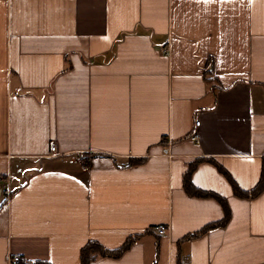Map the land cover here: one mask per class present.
Returning a JSON list of instances; mask_svg holds the SVG:
<instances>
[{"label": "crops", "instance_id": "obj_1", "mask_svg": "<svg viewBox=\"0 0 264 264\" xmlns=\"http://www.w3.org/2000/svg\"><path fill=\"white\" fill-rule=\"evenodd\" d=\"M263 156L264 0H0V264H264V190L199 163L230 216L190 237L224 210L183 187Z\"/></svg>", "mask_w": 264, "mask_h": 264}, {"label": "trees", "instance_id": "obj_2", "mask_svg": "<svg viewBox=\"0 0 264 264\" xmlns=\"http://www.w3.org/2000/svg\"><path fill=\"white\" fill-rule=\"evenodd\" d=\"M141 162H143V159H131V160H129L128 163L130 166V165H138ZM201 162H207V163L213 164L216 167V169L218 170V172L226 178L228 183L231 185V188H232L234 194L237 197L254 198L257 195H259L260 193H262L264 190V156H263V161H262V171H261V176H260L259 182L257 183V185L252 190H249V191H243V190L239 189L238 186L236 185V183L231 178V176L228 174V172L225 171L220 165L216 164L214 162V160H212L211 158L196 159L191 164H189L188 169L184 174V178H183L184 190L191 196L213 198V199L217 200L223 207L224 217L221 221L217 222L216 224L208 226L205 230H202L198 233L192 234V235H190V237H198V236L202 235L203 233H205L208 229H211L214 227L224 226L227 223L229 216H230V212H229V209L227 207V204L224 202V200L222 198H220L219 196H217L213 192L203 191V190L197 189L193 186V184L191 182V174H192V171L196 168V166ZM137 237L138 236H132V237L127 238V240L124 242V244L122 246H120L119 248H116V249H112V250L104 248L102 245H100L96 241H89L85 246L82 247V249L80 251V257H79L80 264H90L92 261H94L98 258H105V257L118 258L127 249H129V247L137 240ZM32 264H50V263H48V262H34Z\"/></svg>", "mask_w": 264, "mask_h": 264}, {"label": "built area", "instance_id": "obj_3", "mask_svg": "<svg viewBox=\"0 0 264 264\" xmlns=\"http://www.w3.org/2000/svg\"><path fill=\"white\" fill-rule=\"evenodd\" d=\"M165 52H166V50H165ZM199 126H200V120L198 118H195L194 128L189 135L190 140L195 141V142H197L199 140V137H200V133H199V129H198ZM49 145H50L49 146V155L50 156L59 155V152L57 149V144L54 141H52V142H50ZM162 151L166 155L169 154V149L167 147H165ZM154 229L158 234H163L167 231V227L163 226V225L155 226ZM8 261H9V264H18V263L24 262L25 260L21 257L13 256V257H9Z\"/></svg>", "mask_w": 264, "mask_h": 264}]
</instances>
